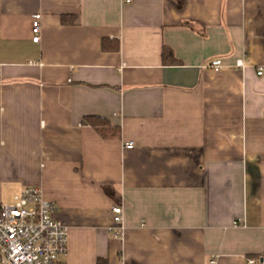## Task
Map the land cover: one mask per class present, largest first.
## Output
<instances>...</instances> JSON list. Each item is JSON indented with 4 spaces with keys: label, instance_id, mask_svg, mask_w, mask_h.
Here are the masks:
<instances>
[{
    "label": "crops",
    "instance_id": "obj_1",
    "mask_svg": "<svg viewBox=\"0 0 264 264\" xmlns=\"http://www.w3.org/2000/svg\"><path fill=\"white\" fill-rule=\"evenodd\" d=\"M30 186L58 264L264 263V0H0V204Z\"/></svg>",
    "mask_w": 264,
    "mask_h": 264
},
{
    "label": "built area",
    "instance_id": "obj_2",
    "mask_svg": "<svg viewBox=\"0 0 264 264\" xmlns=\"http://www.w3.org/2000/svg\"><path fill=\"white\" fill-rule=\"evenodd\" d=\"M40 32L41 23L36 15L32 24L33 42H39ZM222 66L221 59L209 64L214 71ZM237 66L244 67L241 61ZM257 74L262 75L263 69ZM126 148L132 149L133 144ZM55 211V204L45 200L36 186L26 187L12 202L0 204V264H58L60 257L67 255L69 229L54 218ZM112 211L114 227L123 228V207L116 206ZM115 236L122 237L123 232L118 231ZM211 263L215 264L216 260ZM254 263L255 260L249 259L248 264Z\"/></svg>",
    "mask_w": 264,
    "mask_h": 264
},
{
    "label": "trees",
    "instance_id": "obj_3",
    "mask_svg": "<svg viewBox=\"0 0 264 264\" xmlns=\"http://www.w3.org/2000/svg\"><path fill=\"white\" fill-rule=\"evenodd\" d=\"M162 59L165 64L176 65L179 61L175 58L173 51L170 48L165 47L162 51ZM86 123L92 127H94L97 131H99L104 137L108 135H118V129L112 127L107 121L98 118V117H88L85 119ZM253 260H255L254 264H264L261 261V257L259 256H250Z\"/></svg>",
    "mask_w": 264,
    "mask_h": 264
},
{
    "label": "rangeland",
    "instance_id": "obj_4",
    "mask_svg": "<svg viewBox=\"0 0 264 264\" xmlns=\"http://www.w3.org/2000/svg\"><path fill=\"white\" fill-rule=\"evenodd\" d=\"M15 191L16 190L12 187L5 188V190L3 191L4 202H11Z\"/></svg>",
    "mask_w": 264,
    "mask_h": 264
}]
</instances>
